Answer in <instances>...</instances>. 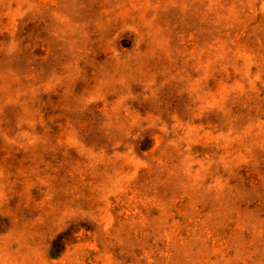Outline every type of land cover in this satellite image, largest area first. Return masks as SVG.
<instances>
[{"label": "rangeland", "instance_id": "1", "mask_svg": "<svg viewBox=\"0 0 264 264\" xmlns=\"http://www.w3.org/2000/svg\"><path fill=\"white\" fill-rule=\"evenodd\" d=\"M0 264H264V0H0Z\"/></svg>", "mask_w": 264, "mask_h": 264}]
</instances>
